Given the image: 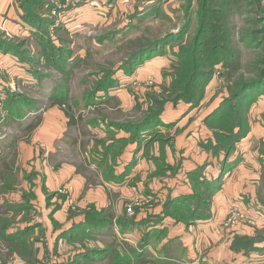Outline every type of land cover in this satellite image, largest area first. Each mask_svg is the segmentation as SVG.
<instances>
[{"label":"rangeland","instance_id":"obj_1","mask_svg":"<svg viewBox=\"0 0 264 264\" xmlns=\"http://www.w3.org/2000/svg\"><path fill=\"white\" fill-rule=\"evenodd\" d=\"M263 249L264 0H0V264Z\"/></svg>","mask_w":264,"mask_h":264},{"label":"trees","instance_id":"obj_2","mask_svg":"<svg viewBox=\"0 0 264 264\" xmlns=\"http://www.w3.org/2000/svg\"><path fill=\"white\" fill-rule=\"evenodd\" d=\"M212 182L213 181L207 180L206 178L203 177V179H201V181H199L198 183L200 185H202L201 189L203 190V188H205V190L202 191L200 188H198V190H201V192L204 193V194L210 195L209 192H211L213 190L212 189V187H213ZM187 200L195 202L196 195H195V197H191L190 196L189 198H187ZM175 202H181V199H178V201H172V203H174V205H175ZM199 202L201 203L202 201L199 200ZM195 204H196V206L194 208H192V207L188 208L187 212H192L193 213V218H196V216L199 217V219H203V216L207 217V215H208L207 213L208 212L207 213H206V211L202 212L201 211L202 208L198 207L197 202ZM32 229H34V227H27L25 229H21L20 232L18 233V235H22V234L24 235V234L28 233L29 231H31Z\"/></svg>","mask_w":264,"mask_h":264},{"label":"crops","instance_id":"obj_3","mask_svg":"<svg viewBox=\"0 0 264 264\" xmlns=\"http://www.w3.org/2000/svg\"><path fill=\"white\" fill-rule=\"evenodd\" d=\"M210 220H208L206 223H208ZM201 226H203V224L201 225Z\"/></svg>","mask_w":264,"mask_h":264}]
</instances>
